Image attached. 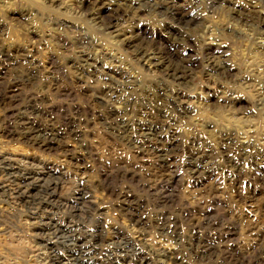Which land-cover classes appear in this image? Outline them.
<instances>
[{
    "label": "rangeland",
    "instance_id": "374dc122",
    "mask_svg": "<svg viewBox=\"0 0 264 264\" xmlns=\"http://www.w3.org/2000/svg\"><path fill=\"white\" fill-rule=\"evenodd\" d=\"M118 1L0 0V159L59 183L49 219L67 230L45 241L0 193V264L84 241L91 264H264V0H151L185 28Z\"/></svg>",
    "mask_w": 264,
    "mask_h": 264
},
{
    "label": "bare ground",
    "instance_id": "6f19581e",
    "mask_svg": "<svg viewBox=\"0 0 264 264\" xmlns=\"http://www.w3.org/2000/svg\"><path fill=\"white\" fill-rule=\"evenodd\" d=\"M129 1V0H127ZM195 1V0H194ZM214 1V0H212ZM122 2V3H120ZM165 2V1H164ZM115 3V2H114ZM134 3V2H132ZM138 3V8L141 7L143 9H148L150 11L153 12H157V14H160L163 18L168 19L169 21L172 22V24H176L178 28H185L190 26L192 23H195V18L193 17V15L191 16L190 14H188V12H184V11H179L174 7L168 6L167 4L161 3V5L157 2L154 3L151 0H137ZM191 3V2H190ZM207 3V2H206ZM217 3V1L213 2ZM211 4V2H210ZM102 5V3H101ZM108 5V4H107ZM110 5V4H109ZM114 5V4H113ZM116 6L120 7V8H131L132 6L125 2L124 0H119L118 3L115 4ZM135 5V4H134ZM189 5V4H188ZM197 5V4H196ZM100 6V5H99ZM131 6V7H130ZM101 7V6H100ZM210 6L208 5L207 8H209ZM216 7V5H215ZM95 8V7H94ZM116 8V7H115ZM134 8V7H133ZM142 9V10H143ZM191 9H192V5H191ZM138 10V9H137ZM89 11V10H88ZM90 12V11H89ZM92 12V10H91ZM126 12V10H125ZM198 13V12H197ZM200 13V10H199ZM201 14V13H200ZM97 15V13H96ZM103 15V14H102ZM196 14V17H198ZM93 16V15H92ZM132 16V15H131ZM195 16V15H194ZM200 16V15H199ZM115 19H111V21H108L106 24L109 26H114L113 21L117 20V16H114ZM127 17V16H126ZM100 18V16H99ZM123 18V17H122ZM199 19V18H198ZM100 21V20H99ZM263 21V20H262ZM261 24V23H260ZM174 26V25H173ZM175 27V26H174ZM107 29V28H106ZM263 29V28H262ZM112 30V29H111ZM180 30V29H179ZM164 32V30H163ZM168 34H170L168 32ZM165 36V35H164ZM135 38H137V35L129 37L127 40L133 42L135 40ZM140 38V37H139ZM182 39H180V37L178 38H173V41L177 44L179 42H181ZM127 41V42H128ZM172 41V42H173ZM82 42V41H81ZM123 42V41H122ZM80 44V43H79ZM180 44V43H179ZM183 44V43H182ZM81 45V44H80ZM83 45V43H82ZM78 47V46H77ZM85 48V47H84ZM83 50V48H82ZM162 49H159L158 51H156V58L159 59V61L161 62V64L165 65V69H166V74L169 75L170 77L174 78V79H182L185 78V74L186 72H182L183 70H187L186 66H179L178 67H173L171 65V60L170 58H167L163 52ZM81 51V50H79ZM84 53V52H83ZM82 53V59L83 62L86 61V56ZM147 53V52H146ZM145 52H141L142 56H145L146 54ZM209 53V52H208ZM89 54V53H88ZM164 54V55H163ZM211 54V53H210ZM221 54V53H220ZM79 55V54H78ZM103 55V54H102ZM165 58H164V57ZM221 56V55H220ZM141 57V56H140ZM173 57V56H172ZM208 57V56H207ZM223 57V56H221ZM212 58V57H211ZM219 58V57H218ZM208 59V58H207ZM221 60V59H219ZM209 62V61H208ZM215 62V61H214ZM226 62V61H225ZM87 63V62H86ZM84 64V63H83ZM220 64V63H219ZM175 65V64H174ZM213 69H217V70H221L224 69L221 66H216V64H213ZM88 66V65H86ZM208 66V65H206ZM97 67V66H96ZM189 68V67H188ZM212 68V67H211ZM179 69L182 70L179 73ZM226 69V68H225ZM189 71V70H188ZM216 72V71H215ZM221 72H223L221 70ZM189 73V72H188ZM217 74V73H216ZM222 74V73H221ZM69 92V91H68ZM172 98V97H171ZM175 100V99H174ZM232 101V100H231ZM227 102V101H226ZM180 103V102H179ZM233 103V101H232ZM226 104V103H225ZM231 104V103H230ZM232 106V105H231ZM15 108V107H14ZM179 108V107H178ZM18 114V113H17ZM23 117H21L22 119ZM13 119V118H12ZM15 119H18L17 117H15ZM20 119V120H21ZM25 120V119H24ZM24 120H22L24 122ZM16 121V120H14ZM28 121V120H27ZM15 123V122H13ZM119 123V122H118ZM22 124V123H21ZM14 125V124H12ZM20 125V123H19ZM18 125V126H19ZM29 125H32L29 123ZM110 125V124H109ZM123 125V124H122ZM16 126V125H15ZM116 126V125H115ZM114 126V127H115ZM119 126V125H118ZM122 127V126H121ZM15 128V127H13ZM22 128V127H21ZM32 128V127H31ZM41 128V127H40ZM128 128V127H127ZM20 129V128H19ZM113 129V127H112ZM116 130H118L117 128H115ZM114 129V130H115ZM121 129V133H119L117 136L122 138H125L126 136H124V128H120ZM21 130V129H20ZM23 130V129H22ZM42 130V129H41ZM47 130V129H46ZM59 130V129H58ZM9 131V130H8ZM13 131V130H12ZM45 131V130H43ZM71 131V130H70ZM120 131V130H118ZM117 131V132H118ZM16 129H15V131ZM23 133V131H21ZM156 132V131H155ZM19 133V132H18ZM17 133V134H18ZM74 133V132H73ZM114 133V132H113ZM39 134V135H37ZM132 134V133H131ZM19 135V134H18ZM17 135V136H18ZM25 139L32 141V143L36 144L37 146H39V148H45V149H49L52 148V144H53V135L50 134L49 132H39L37 129L32 128V130L26 131L22 134ZM112 135V134H111ZM157 135V133H156ZM20 136V135H19ZM21 137V136H20ZM19 138V137H18ZM150 138V136H149ZM153 138V137H152ZM40 139V140H39ZM117 139V138H116ZM120 139V140H121ZM126 139V138H125ZM138 139V138H137ZM151 139V138H150ZM22 140V139H21ZM55 140V139H54ZM123 140V139H122ZM144 140V139H143ZM149 140V139H148ZM26 141V140H25ZM129 141V139H128ZM127 143V142H126ZM133 143V142H132ZM29 144V143H28ZM38 148V147H36ZM169 149V148H168ZM171 149V148H170ZM50 151V150H49ZM171 151V150H170ZM165 155V153H164ZM163 155V159H165V156ZM2 156V155H1ZM7 158V157H6ZM0 159V174L4 175L3 178H0V193L8 196L7 198L11 199L12 202L17 205H19L20 207L24 208L25 210H27L30 214H32L31 216H37L39 219V223H38V230L41 232V236L43 237V239L45 241H50L55 239L57 241V236L59 235V233L61 232H65L67 231L66 229L62 228L61 226H59V224H55L53 223L50 219L49 216L51 215V207L53 206V201H55V196H56V192L57 189L61 188L59 183L57 181H55L54 178H52L50 176L49 173L47 172H41V173H30L27 172L26 170H24L23 168L20 169L18 167V165L16 163H14L13 160L11 159ZM262 161V160H261ZM21 165V164H20ZM200 165V164H199ZM204 167V166H203ZM197 169V168H196ZM40 170V169H39ZM193 170V169H192ZM191 170V171H192ZM204 170V169H203ZM201 170V172L203 171ZM194 173H198V170H195ZM192 174V173H191ZM201 175V173L199 174ZM197 176V175H196ZM200 177V176H199ZM198 177V178H199ZM57 180V179H56ZM80 197H82L83 195L80 194ZM85 199V198H84ZM125 199V198H124ZM126 200V199H125ZM129 204V203H128ZM135 204V203H134ZM58 205V204H57ZM66 205V204H65ZM56 206V205H55ZM67 206V205H66ZM138 206V205H137ZM63 207V206H62ZM134 207V206H133ZM136 207V206H135ZM134 207V208H135ZM58 209V208H57ZM123 209V208H122ZM69 210V209H68ZM127 210V209H126ZM73 211V210H72ZM80 211V210H78ZM82 211V210H81ZM80 211V212H81ZM129 212V211H127ZM131 213V212H129ZM134 213V212H133ZM54 214V213H53ZM137 214V213H136ZM72 215V214H71ZM140 216V214H138ZM133 216V215H132ZM136 217V216H135ZM31 218V217H30ZM33 219L37 220V218ZM53 219V218H52ZM141 219V218H140ZM57 220V219H56ZM55 220V221H56ZM136 220V219H135ZM137 222V221H136ZM58 223V222H57ZM67 225V224H66ZM168 229V228H167ZM162 230V229H161ZM166 231V229H165ZM164 231V232H165ZM168 231V230H167ZM171 232V231H168ZM62 233V234H63ZM167 234V233H166ZM87 241H84V243H81L79 245L76 246V248L74 249V251H72V254L66 256L67 259H60L57 258L56 255H53V259L51 260V264H54L56 262V260L59 262L58 264H91V257L92 254L94 252L95 247L88 245L87 243H85ZM48 243V242H47ZM54 244V243H53ZM86 245V246H85ZM95 245V244H94ZM206 250V249H204ZM53 253V251H52ZM66 260V261H65ZM180 264V263H179Z\"/></svg>",
    "mask_w": 264,
    "mask_h": 264
}]
</instances>
